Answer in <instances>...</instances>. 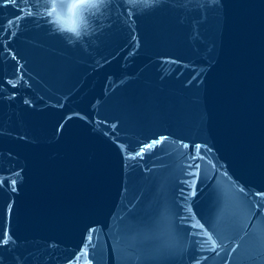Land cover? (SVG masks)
Returning <instances> with one entry per match:
<instances>
[{
  "label": "water",
  "instance_id": "obj_1",
  "mask_svg": "<svg viewBox=\"0 0 264 264\" xmlns=\"http://www.w3.org/2000/svg\"><path fill=\"white\" fill-rule=\"evenodd\" d=\"M46 7L0 0V264H264V0Z\"/></svg>",
  "mask_w": 264,
  "mask_h": 264
},
{
  "label": "clouds",
  "instance_id": "obj_2",
  "mask_svg": "<svg viewBox=\"0 0 264 264\" xmlns=\"http://www.w3.org/2000/svg\"><path fill=\"white\" fill-rule=\"evenodd\" d=\"M45 13L57 34L66 43L75 46L92 34V17L101 15L110 0H46ZM153 0H127L134 8L143 11L152 6Z\"/></svg>",
  "mask_w": 264,
  "mask_h": 264
}]
</instances>
